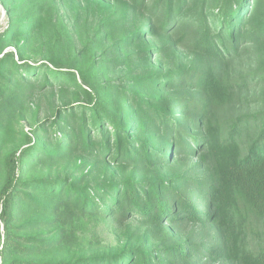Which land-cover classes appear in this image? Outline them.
Segmentation results:
<instances>
[{"label": "trees", "instance_id": "obj_1", "mask_svg": "<svg viewBox=\"0 0 264 264\" xmlns=\"http://www.w3.org/2000/svg\"><path fill=\"white\" fill-rule=\"evenodd\" d=\"M113 1L131 8L135 17L142 16L145 22L143 31L115 35L116 30L105 21L104 38L109 41L119 38L113 48L125 51L127 46L152 37L162 38L166 45L180 41L200 52L207 64L164 78L154 75L136 78L137 86L160 95H130L124 89L97 80L98 60L92 49L87 55L86 67L78 56L74 58L76 65L63 64L57 56L47 59L49 64L23 62L25 51L20 44L46 24L43 9L34 11L26 20L21 19L15 29L3 35L0 40V131L6 130L7 119L25 101L26 91L34 89L40 80L43 88L73 89L74 94L85 101V104L59 110L56 118L46 123V130L40 125L33 129L40 145L23 151L25 163L32 167L51 165L81 154L84 158H108L117 166L128 164L134 168L122 184L111 182L80 187L81 180L68 182L37 177L23 181L14 169L12 172L7 167L1 192V216L4 222L2 251L9 255V264H198L199 257L215 256L216 251L224 254V243L200 246L195 242L196 236L182 233V240L163 239L158 248L152 244L161 240L166 224L204 228L224 220L228 214L224 193L236 189L249 210L264 219V106L254 114L225 124L215 125L211 115L214 105L234 100L237 94H248L255 88L264 91V0ZM48 20L52 22L51 17ZM186 26L193 31H184ZM179 32L182 34L176 38ZM59 39L57 36V43ZM12 42H17L18 60L14 53L3 52L5 45ZM254 46L262 47L261 67L231 80L230 62L240 60ZM150 49L136 53L140 55L137 59H149ZM132 56L127 55L126 64L132 63ZM220 66L226 67L224 73ZM167 93L171 97H164ZM242 98L248 105L253 100ZM262 100L264 103V98ZM199 132L203 133L197 137ZM27 141L31 142V138L27 137ZM192 145L200 150L198 158H212L218 164L221 172L219 178L212 180L214 183L207 182V178L188 184L177 181L175 185L164 179L153 180L162 178L161 167L169 161L163 151L171 153L174 148L191 157L196 154L188 149ZM136 174L147 176L151 181L138 182ZM201 193H206L207 197L202 199ZM209 208H214V215L207 212ZM32 214L43 215L45 221L35 219L29 225L58 223L60 229L47 239L29 237L30 245L20 242L14 218ZM88 217L114 219L119 223L138 217L151 226L152 235L137 247L127 245L118 253L92 255L72 251L70 226L75 220ZM241 232L240 237L246 242L252 229L243 227ZM3 236L0 232V248ZM257 240L258 247L241 256L243 264H264V229ZM54 249L69 251V254L59 260L49 259L47 254ZM42 252L45 257L38 259L36 255ZM18 254L31 259L17 258Z\"/></svg>", "mask_w": 264, "mask_h": 264}, {"label": "rangeland", "instance_id": "obj_2", "mask_svg": "<svg viewBox=\"0 0 264 264\" xmlns=\"http://www.w3.org/2000/svg\"><path fill=\"white\" fill-rule=\"evenodd\" d=\"M0 0V40L11 28L15 29V24L21 19L26 20L31 13L38 9H43L42 17L46 18V23L39 27L28 41H22L20 46L25 51L23 62L32 65L49 64L47 59L57 56L63 64L76 65L74 58L83 61L86 67V58L92 49L96 60V78L100 83L111 87H118L130 93V95L143 94L144 96L158 97L157 91L146 92L143 87L137 86L135 79L154 75L157 78H164L168 74L182 73L185 70H193L195 66H205V57L194 49H189L187 44H180V41L164 42L162 38H146L139 40L133 46H127L125 51L113 48L116 40H110L105 36L106 29L104 22L108 20L110 28L115 29V35L121 33L132 35L138 30L143 31L145 22L142 16L136 18L131 8L120 6L113 0ZM146 3V2H145ZM52 18V22L48 20ZM188 25H192L188 24ZM184 31H193L186 26ZM182 32L175 35L178 38ZM60 36L57 43L56 37ZM92 43V44H90ZM16 43H10L3 48L4 53L12 52L18 60ZM165 50H163V48ZM89 48V49H88ZM152 51L149 59H137L136 54L143 49ZM262 47H251L249 51L240 59L230 62L228 70L231 80L237 79L239 75L249 74L261 67L259 58ZM132 56V63L126 64L127 55ZM77 60V61H78ZM226 67L220 66L224 73ZM42 80L37 82L35 88L27 90L25 101L17 107L13 114L7 119L6 130L0 131V232L4 234V222L2 213V188L5 183V170L7 167L23 181L45 177L50 180H81L80 187L97 185L103 183L122 184L134 171L128 164L117 166L108 158L94 160L84 158L81 154H75L68 158L59 160L51 165L33 166L25 163L23 151L32 148L38 141V134L33 129L40 125L42 130H46V123L55 119L59 110H64L69 106L85 104L82 96H76L73 89H66L57 86L43 88ZM52 82V80H51ZM114 89V88H113ZM164 97H171L167 93ZM178 97H182L178 94ZM242 97L251 98L252 102L246 104ZM242 98V99H241ZM264 91L255 88L248 94H237L234 100L214 105L211 109L213 123H228L238 117L251 115L263 109ZM203 132L196 136L200 137ZM31 138V142L27 141ZM135 139H138L135 137ZM108 141V140H107ZM188 149L196 152L194 156L181 154L178 150L171 153L163 151L162 154L169 156L166 165H162V178H153L154 181L164 179L171 181V185L176 182L188 184L196 179L207 178V182L219 178L220 169L218 164L212 159L198 158L199 148L195 145L188 146ZM205 157V156H203ZM203 160V161H202ZM31 166V167H30ZM204 171L199 174V171ZM223 170V169H222ZM139 177V178H138ZM135 179L141 183H148L151 180L147 176L135 175ZM206 182V183H207ZM205 183V184H206ZM189 191L191 190L188 189ZM173 196V195H172ZM202 199L207 194L201 193ZM227 216L224 220H219L216 224L203 227L198 226H172L166 224L163 228L161 240L154 241L155 248L160 247L163 239L182 240V233L188 236H196L200 246L216 242L224 243V254L199 257L198 264H243L241 256L254 251L259 242L257 237L264 229V219L252 213L239 190L224 193ZM209 201V200H208ZM203 207H200L202 209ZM208 213L215 214L214 208L207 209ZM45 217L41 214H32L28 217H15L14 225L16 235L21 237L20 242L30 245L29 237L38 236L43 239L53 237L60 229L58 223H39L31 226L28 223L35 220L42 221ZM45 221V219H44ZM252 229L250 237L243 242L242 228ZM151 226L143 223L141 218H133L123 223L114 219H101L98 217H88L75 220L70 226L72 239L70 243L72 251L81 250L85 254L101 255L103 253H118L128 247H137L140 242L152 235ZM239 234V235H238ZM157 242V243H156ZM69 243V244H70ZM4 236L1 240L0 264H9V255L3 254ZM63 250H53L47 254L49 259L59 260L67 257ZM32 257L33 254L30 253ZM38 259L45 257V252L36 255ZM8 258V259H7ZM17 258L29 260L28 256L18 254ZM13 259V255H12Z\"/></svg>", "mask_w": 264, "mask_h": 264}]
</instances>
